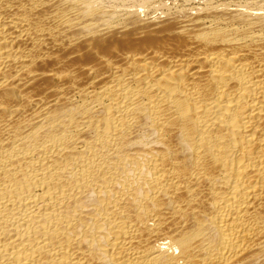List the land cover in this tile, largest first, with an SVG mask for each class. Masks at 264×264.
I'll use <instances>...</instances> for the list:
<instances>
[{
	"label": "bare ground",
	"instance_id": "bare-ground-1",
	"mask_svg": "<svg viewBox=\"0 0 264 264\" xmlns=\"http://www.w3.org/2000/svg\"><path fill=\"white\" fill-rule=\"evenodd\" d=\"M0 264H264V0H0Z\"/></svg>",
	"mask_w": 264,
	"mask_h": 264
}]
</instances>
